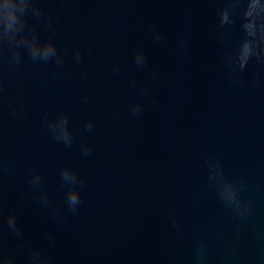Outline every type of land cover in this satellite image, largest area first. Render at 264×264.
Here are the masks:
<instances>
[{
    "label": "water",
    "instance_id": "obj_1",
    "mask_svg": "<svg viewBox=\"0 0 264 264\" xmlns=\"http://www.w3.org/2000/svg\"><path fill=\"white\" fill-rule=\"evenodd\" d=\"M41 6L54 20L51 33L39 26L41 35L51 34L67 54L60 69L26 63L18 91L27 122L4 117L13 170L5 179L7 207L18 210L24 230L22 245L5 230V252L23 261L29 248L39 246L53 264H193L197 248L206 244L208 264L225 257L228 264H256L264 253V87L254 86L261 72L255 63L244 73V86L230 83L222 62L229 45L216 35L221 0H41ZM153 22L162 43L152 38ZM181 38L187 41L183 54ZM239 40L237 28L231 47ZM76 48L84 52L82 66L72 63ZM137 48L148 56L144 70L133 62ZM113 63H119V75ZM133 78L147 84L155 100L139 117L128 112L139 99L130 87ZM45 110L69 113L73 147L50 138L40 119ZM90 117L92 133L83 127ZM81 140L93 146L88 157L79 150ZM208 154L249 184L246 198L255 208L248 222L228 215L209 188ZM33 165L44 173V189L55 202L63 199L61 167L78 171L77 215L55 221L39 207L28 186ZM170 203L181 233L170 226ZM49 232L56 235L55 247L48 245Z\"/></svg>",
    "mask_w": 264,
    "mask_h": 264
},
{
    "label": "clouds",
    "instance_id": "obj_2",
    "mask_svg": "<svg viewBox=\"0 0 264 264\" xmlns=\"http://www.w3.org/2000/svg\"><path fill=\"white\" fill-rule=\"evenodd\" d=\"M223 7L218 9L217 40L228 44L229 49L222 57L230 83L234 86H244V73L250 63L261 67V72L254 78V86L264 87V0H221ZM53 16L41 6V0H0V264H53L47 251L39 246L28 249L27 257L18 260L14 253L5 252V230L14 237L18 244L23 243L24 230L19 222L18 210L7 207L5 179H11L13 170L10 159L5 154V114L10 118L27 122V111L24 99L18 89L22 83V73L26 63L54 65L60 69L65 64L67 51L62 52L56 40L50 34L42 36L39 26L42 25L49 33L53 30ZM143 30V25L138 26ZM240 31V40L231 47L233 32ZM155 43L163 42V34L158 25L153 22L149 26ZM178 51L183 54L187 50V41L181 38ZM91 49H89V52ZM72 63L77 66L84 64V52L76 48L71 52ZM133 62L138 70H144L148 65V56L142 48H137ZM114 75H119V63H113ZM86 79V74H84ZM154 83L160 80V74L151 73ZM130 87L136 91L139 99L128 106V112L133 117L143 114L145 103L155 104L147 84H138L136 79L130 80ZM15 93L13 94V90ZM85 93L82 102H89ZM41 124L48 131L50 138L57 144L71 148L76 143V130L70 124V115L66 111L53 113L45 110L41 113ZM84 130L92 133L95 129L94 118L84 123ZM81 154L88 157L93 146L86 140L79 145ZM208 186L213 191L218 203L225 212L241 223L250 220L255 204L253 199L246 198L250 186L244 178L230 176L221 160L214 154L204 158ZM59 182L64 189L62 201L55 202L51 194L44 189V173L35 165L28 177V186L34 192L39 207L47 211L53 220L62 221L67 215L79 213L82 194V179L74 168L64 165L59 170ZM170 226L181 233L183 226L174 206L169 204ZM48 245L55 247L56 235L47 233ZM209 250L206 244H201L195 253L193 264H208ZM220 264H228V258H222ZM256 264H264V253L256 258Z\"/></svg>",
    "mask_w": 264,
    "mask_h": 264
}]
</instances>
